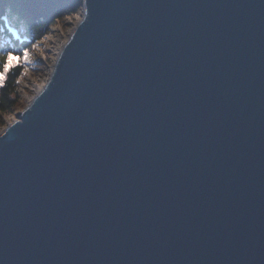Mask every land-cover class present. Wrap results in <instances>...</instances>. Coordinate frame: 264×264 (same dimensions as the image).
<instances>
[{"label":"water","instance_id":"obj_1","mask_svg":"<svg viewBox=\"0 0 264 264\" xmlns=\"http://www.w3.org/2000/svg\"><path fill=\"white\" fill-rule=\"evenodd\" d=\"M0 131V264H264V0H83Z\"/></svg>","mask_w":264,"mask_h":264},{"label":"trees","instance_id":"obj_2","mask_svg":"<svg viewBox=\"0 0 264 264\" xmlns=\"http://www.w3.org/2000/svg\"><path fill=\"white\" fill-rule=\"evenodd\" d=\"M82 3L83 0H0V72L8 52L17 59L0 84V126L5 125L6 116L15 113L21 99L18 79L23 73V53L32 49L57 20L79 12Z\"/></svg>","mask_w":264,"mask_h":264},{"label":"rangeland","instance_id":"obj_3","mask_svg":"<svg viewBox=\"0 0 264 264\" xmlns=\"http://www.w3.org/2000/svg\"><path fill=\"white\" fill-rule=\"evenodd\" d=\"M80 14H81V10L75 14L68 15L63 19L57 20L56 23H54L52 26L49 27L48 32L45 34V36L39 42H37L32 47V49L25 51L28 53L27 58L24 57L25 52L23 53V56L20 61V63L24 65L23 73L18 79V82L20 83L21 99L17 105L15 113L5 117L6 123L5 125L0 126V131L8 123L14 121L17 118V114L20 113L28 105L30 99L37 92L35 88L30 84L32 83L43 84L44 82L43 76L48 74L50 69L49 67H51L54 61L56 60L57 58L56 47L61 46L60 45L61 43L60 42L56 44L51 43L50 45L52 47L46 48L45 44L48 43L47 37L52 35L56 36L58 34V32L56 33V29L61 26L60 33H62L64 37L63 39H66V37H68V35L71 33V30L74 28L78 19L81 18ZM16 61H17L16 58H12L11 66L16 64ZM0 73H4V77H5L4 70ZM26 81L28 82V84L26 83Z\"/></svg>","mask_w":264,"mask_h":264},{"label":"bare ground","instance_id":"obj_4","mask_svg":"<svg viewBox=\"0 0 264 264\" xmlns=\"http://www.w3.org/2000/svg\"><path fill=\"white\" fill-rule=\"evenodd\" d=\"M60 31H61V26L56 29V33L58 32V34L56 36L55 35H52V36H48L47 37V42L48 43L45 44V47L46 48L52 47L50 45L51 43L56 44V43H59L60 42L61 43L60 45H62V43L65 41V39H63L64 37H63L62 33H60ZM56 49H57V53H58V51L60 49V46L59 47L57 46ZM49 68L51 69V67H49ZM50 69H49V71H50ZM47 75L48 74H46L45 76H43V80H46ZM26 83L28 84L27 81H26ZM30 85H32L35 88V90L38 91L42 87L43 84L32 83Z\"/></svg>","mask_w":264,"mask_h":264},{"label":"snow or ice","instance_id":"obj_5","mask_svg":"<svg viewBox=\"0 0 264 264\" xmlns=\"http://www.w3.org/2000/svg\"><path fill=\"white\" fill-rule=\"evenodd\" d=\"M27 55H28V53L25 52L24 53V57L27 58ZM12 56H13V54L11 52H8L6 54V59H5V62L3 64L5 73L7 72V70L9 69V67L11 66ZM3 79H4V73H0V83L3 82Z\"/></svg>","mask_w":264,"mask_h":264}]
</instances>
